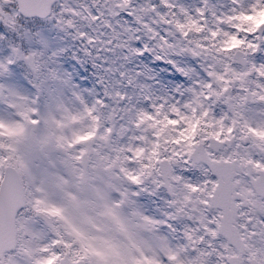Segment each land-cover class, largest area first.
<instances>
[{
  "label": "snow or ice",
  "instance_id": "6c2138e0",
  "mask_svg": "<svg viewBox=\"0 0 264 264\" xmlns=\"http://www.w3.org/2000/svg\"><path fill=\"white\" fill-rule=\"evenodd\" d=\"M0 264H264V0H0Z\"/></svg>",
  "mask_w": 264,
  "mask_h": 264
}]
</instances>
